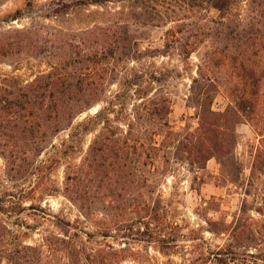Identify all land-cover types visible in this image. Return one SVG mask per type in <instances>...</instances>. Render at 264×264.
<instances>
[{"label": "trees", "instance_id": "obj_1", "mask_svg": "<svg viewBox=\"0 0 264 264\" xmlns=\"http://www.w3.org/2000/svg\"><path fill=\"white\" fill-rule=\"evenodd\" d=\"M63 1H50L43 17L58 18L60 7L66 6ZM116 1L125 0H84L79 4ZM185 3H205L217 17L202 23L196 37L187 35L186 23H176L165 31L159 49L144 48L130 26L119 22L66 30L33 21L30 27L13 28L0 36V56L29 54L43 59L46 66L30 80L8 76L1 81L0 154L10 166L8 171L15 169L18 153H29L31 143L41 150L50 139L73 129L65 144L68 154L80 145L83 135L94 134L80 163L67 164L64 194L87 219L100 224L105 238L111 226L98 221L87 206L104 185L125 189L132 179L134 183H148L161 153L166 162L171 156L193 169L204 170L210 159L222 160L233 153L236 126L244 121L264 136L257 117L261 89L252 80L256 73L248 57V51L264 46V0ZM20 14L18 11L13 18H22ZM201 44H206L202 52ZM197 51V76L192 79L188 98V106L196 111L197 126L187 123L176 131L169 121L173 100L167 91L168 74L144 61L169 52L189 60ZM221 71L230 72L231 79L219 82L215 76ZM220 92L229 102L223 111H215ZM98 105L103 107L94 116L74 124ZM109 196L113 205L120 194L113 189ZM146 204L151 212L158 208ZM126 216L122 215L121 221L137 220ZM55 224L59 235L49 246L62 249L72 264L122 261L124 249L114 250L103 241H93L91 234L84 239V231L70 222ZM90 242L97 247L89 246ZM161 242V250L171 248L165 240ZM43 254L38 246L0 242V264H42Z\"/></svg>", "mask_w": 264, "mask_h": 264}, {"label": "rangeland", "instance_id": "obj_2", "mask_svg": "<svg viewBox=\"0 0 264 264\" xmlns=\"http://www.w3.org/2000/svg\"><path fill=\"white\" fill-rule=\"evenodd\" d=\"M50 1L0 0V36L13 28L30 27L33 21L66 30L119 22L130 26L144 48L159 49L165 31L176 23H186L187 35L196 37L202 23L217 17L207 4L189 6L185 0H125L101 5L64 0L66 6L60 7L58 18H45ZM238 9L243 12L242 6ZM18 11L22 18H13ZM205 45L199 46L201 52ZM199 52L189 60L169 52L144 61L168 74L167 91L173 100L169 121L176 131L187 123L197 126L196 111L188 106V98L192 79L197 76ZM248 57L256 73L252 80L261 89L257 117L264 129V46L248 51ZM45 68L43 59L29 54L0 56V84L8 76L30 80ZM215 77L225 83L232 76L221 71ZM224 95L217 94L215 111H223L228 104ZM102 107L83 113L74 124L94 116ZM72 130L50 139L41 150L29 144L28 154L18 153L13 171H8L10 166L0 154V242L42 248V264H72L62 249L49 246L59 235L55 223L61 221L84 231V239L91 234L93 241L124 249L120 264H264V136L250 122L236 126L233 153L222 160L210 159L204 170L171 156L166 162L161 153L157 172L154 170L148 183L132 179L125 189L104 185L87 206L98 221L111 226L108 238L102 235L100 224L87 219L64 194L67 164L80 163L94 136L83 135L80 145L67 154L65 144ZM113 189L120 197L110 205ZM148 202L158 208L151 212ZM139 208L142 211L136 213ZM124 214L126 219L137 220L121 221ZM162 240L171 248L161 250ZM93 244L97 247L93 242L89 246Z\"/></svg>", "mask_w": 264, "mask_h": 264}]
</instances>
